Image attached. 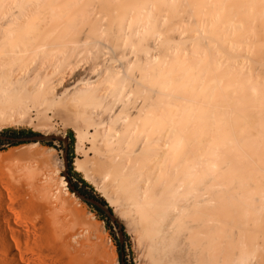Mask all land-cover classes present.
Masks as SVG:
<instances>
[{"label":"bare ground","instance_id":"bare-ground-1","mask_svg":"<svg viewBox=\"0 0 264 264\" xmlns=\"http://www.w3.org/2000/svg\"><path fill=\"white\" fill-rule=\"evenodd\" d=\"M33 117L93 130L156 264H264V0H0V127ZM27 162L0 264H107Z\"/></svg>","mask_w":264,"mask_h":264},{"label":"rangeland","instance_id":"rangeland-1","mask_svg":"<svg viewBox=\"0 0 264 264\" xmlns=\"http://www.w3.org/2000/svg\"><path fill=\"white\" fill-rule=\"evenodd\" d=\"M16 119L0 127V210L7 207L9 197L17 193L20 182L28 179L32 172L33 167L27 159H45L49 168L42 179L70 209L67 218L82 221L86 233L91 234L103 249L107 264H156L150 249L152 237L148 234L153 232L147 230L150 227L147 223L125 208L121 193L112 187L111 177H104L106 167L100 155L91 148L93 130L88 129L89 133L80 137L83 128L80 121L65 122L54 117L46 124L36 117ZM4 128L32 130L36 135L11 137L1 133ZM68 131L72 132V142ZM69 144L72 170L87 181L107 205H101L75 189L76 178L68 171ZM96 206L104 212L106 220L99 217Z\"/></svg>","mask_w":264,"mask_h":264},{"label":"trees","instance_id":"trees-1","mask_svg":"<svg viewBox=\"0 0 264 264\" xmlns=\"http://www.w3.org/2000/svg\"><path fill=\"white\" fill-rule=\"evenodd\" d=\"M2 134H5L7 136H11V137H31L36 135V132L32 131V130H26V129H13V128H4L1 131ZM68 138L70 140V142H72L73 140V135L71 131H68L67 133ZM71 146L69 144V148H68V161H69V167H68V171L70 174L74 175L76 178V181L74 182V187L75 189L83 196L95 200L98 203H100L101 205H107L106 201L100 197L99 195H97L94 190L93 187L84 179H82L78 173H76L75 171L72 170V166H71ZM95 209L99 212V217L101 219L106 220V215H104V212L99 208V207H95ZM125 237H127L128 235L125 233L124 234ZM115 239L116 244L118 245V241ZM120 254V252H119Z\"/></svg>","mask_w":264,"mask_h":264}]
</instances>
